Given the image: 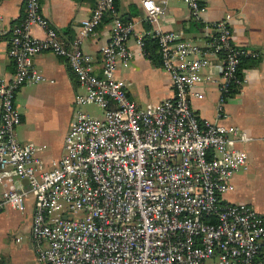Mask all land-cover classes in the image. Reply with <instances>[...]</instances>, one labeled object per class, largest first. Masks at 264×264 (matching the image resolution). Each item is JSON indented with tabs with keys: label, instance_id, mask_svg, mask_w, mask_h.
<instances>
[{
	"label": "built area",
	"instance_id": "2783aa9c",
	"mask_svg": "<svg viewBox=\"0 0 264 264\" xmlns=\"http://www.w3.org/2000/svg\"><path fill=\"white\" fill-rule=\"evenodd\" d=\"M185 2L194 19L205 6ZM167 0H143L155 18ZM110 14V36L101 47V75L95 56L81 45ZM0 40L14 64L12 76L0 80V211L21 210L33 198L30 239L43 264H264V214L246 202L227 201L231 178L248 167L238 143L251 138L237 125L200 118L192 105L202 97L197 83L211 56H221L217 119L245 77L243 56L258 52L236 45L230 15L215 20L204 43L182 37L173 29L151 32L173 94L154 105L139 106L115 76L135 51L132 35L145 54L143 35L123 20L114 0H97L90 16L70 44L62 40L42 14L40 0H24V15L12 25L1 24ZM44 30V37L31 32ZM50 50L64 56L84 88L80 104L101 107V116L74 113L63 153L45 166L42 147L21 141L16 94L27 81L48 80L32 69V58ZM146 55V54H145ZM26 180V181H25ZM19 240V238H16Z\"/></svg>",
	"mask_w": 264,
	"mask_h": 264
},
{
	"label": "crops",
	"instance_id": "0c3cea01",
	"mask_svg": "<svg viewBox=\"0 0 264 264\" xmlns=\"http://www.w3.org/2000/svg\"><path fill=\"white\" fill-rule=\"evenodd\" d=\"M97 0H40L42 14L50 21L59 37L67 44L79 35L80 27L90 16ZM160 1V0H154ZM118 15L135 23L138 35L173 29L185 39L204 43L210 39L211 24L230 15L232 39L236 45L258 52L243 59L239 66L245 77L242 87L233 90L225 104L226 115L217 119L219 83L223 60L211 56L200 73L197 87L202 97H193L192 105L200 118L237 125L250 139L238 143L248 155V167L237 170L232 188L222 197L227 201L246 202L264 214V204L255 194V184L264 188V0H201L205 6L200 19H194L188 5L167 0L155 18L150 17L143 0H114ZM1 24L18 23L24 15V0H0ZM110 14L90 33L81 37L83 50L93 54L94 72L101 75V47L110 36ZM31 32L44 37V30L33 26ZM129 45L135 54L129 65L120 64L115 76L125 84L129 96L139 106L154 105L173 94L168 72L161 63L147 57L137 45L133 34ZM7 39L0 40V80L9 79L14 64L7 52ZM255 62L254 65H250ZM32 69L42 72L48 80L25 82L17 91L16 106L21 121L15 132L21 141H34L42 149L39 155L46 167L63 153L64 137L73 121L76 96L83 92L75 73L64 56L46 50L32 58ZM2 186L0 185V192ZM33 198L17 210L11 206L0 211V264H43L36 258L30 239ZM16 238H19L17 240Z\"/></svg>",
	"mask_w": 264,
	"mask_h": 264
},
{
	"label": "trees",
	"instance_id": "16d2710c",
	"mask_svg": "<svg viewBox=\"0 0 264 264\" xmlns=\"http://www.w3.org/2000/svg\"><path fill=\"white\" fill-rule=\"evenodd\" d=\"M143 48L147 57L155 61L156 63H161V57L158 53V43L156 37L151 33H146L143 36ZM249 56H243L241 59V65H243V59ZM255 62H252L250 65H254Z\"/></svg>",
	"mask_w": 264,
	"mask_h": 264
},
{
	"label": "rangeland",
	"instance_id": "374dc122",
	"mask_svg": "<svg viewBox=\"0 0 264 264\" xmlns=\"http://www.w3.org/2000/svg\"><path fill=\"white\" fill-rule=\"evenodd\" d=\"M79 110L80 111H86L90 114L99 115V116H101L103 113V110L101 109V107L94 104V103H87V104L77 103V105H75L74 113H76ZM255 185H256L255 194H257V196L259 197L260 202L264 204V188L260 187V185H258V184H255Z\"/></svg>",
	"mask_w": 264,
	"mask_h": 264
},
{
	"label": "water",
	"instance_id": "95a60500",
	"mask_svg": "<svg viewBox=\"0 0 264 264\" xmlns=\"http://www.w3.org/2000/svg\"><path fill=\"white\" fill-rule=\"evenodd\" d=\"M26 181V180H25Z\"/></svg>",
	"mask_w": 264,
	"mask_h": 264
}]
</instances>
